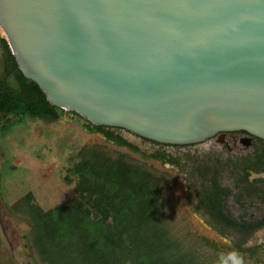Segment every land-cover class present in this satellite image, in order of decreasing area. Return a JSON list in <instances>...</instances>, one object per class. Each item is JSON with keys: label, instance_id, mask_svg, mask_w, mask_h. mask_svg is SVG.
Here are the masks:
<instances>
[{"label": "water", "instance_id": "obj_1", "mask_svg": "<svg viewBox=\"0 0 264 264\" xmlns=\"http://www.w3.org/2000/svg\"><path fill=\"white\" fill-rule=\"evenodd\" d=\"M0 28L47 101L95 126L264 141V0H0Z\"/></svg>", "mask_w": 264, "mask_h": 264}, {"label": "rangeland", "instance_id": "obj_2", "mask_svg": "<svg viewBox=\"0 0 264 264\" xmlns=\"http://www.w3.org/2000/svg\"><path fill=\"white\" fill-rule=\"evenodd\" d=\"M2 39L6 37L0 28V78L14 81ZM58 115L54 123L25 118L6 135L0 126V264H38L31 245L33 223L14 206L28 196L44 212L69 205L80 182L75 167L96 159L98 152L111 162L123 156V163L140 165L148 178L161 181V196L168 204L165 224L179 239L199 245L202 256L216 260L221 254L227 258L236 252L243 264H264V226L256 229L264 219L260 196L264 173L245 172L241 157L250 150L241 143L244 135L221 134L201 144L163 146L122 129H98L73 112L59 109ZM105 134L121 138L127 146ZM172 158L178 160L176 164L169 162ZM206 165L215 168L221 186L232 191L222 211L236 225L210 215L205 199L210 186ZM92 213L83 224L86 240L80 250L92 247L105 254L109 224L97 210Z\"/></svg>", "mask_w": 264, "mask_h": 264}, {"label": "trees", "instance_id": "obj_3", "mask_svg": "<svg viewBox=\"0 0 264 264\" xmlns=\"http://www.w3.org/2000/svg\"><path fill=\"white\" fill-rule=\"evenodd\" d=\"M1 43L14 75V81L0 78L3 134H8L25 118L57 122L59 108L52 106L40 88L23 76L7 40L2 39ZM105 135L127 146L121 138ZM259 141L264 145V141ZM98 153L96 159H88L75 167L80 182L77 196L69 205L44 212L33 205L32 197L28 196L14 206L18 214L33 223L35 231L31 245L38 264H221L220 258L202 256L199 245L179 239L176 231L165 224L169 217L165 213L168 204L161 196V181L148 178L140 165L123 163V156L111 162L104 153ZM154 158L163 159L160 155ZM258 158L264 160V155ZM177 161L172 158L169 162L176 164ZM204 168L210 182L205 199L213 211L211 215L229 226L236 225L222 211L223 202L232 196V191L221 186L215 168L209 165ZM93 210L109 224L108 252L105 254L92 247L80 250L86 240L83 224L93 216ZM262 225L264 222L259 227Z\"/></svg>", "mask_w": 264, "mask_h": 264}, {"label": "flooded vegetation", "instance_id": "obj_4", "mask_svg": "<svg viewBox=\"0 0 264 264\" xmlns=\"http://www.w3.org/2000/svg\"><path fill=\"white\" fill-rule=\"evenodd\" d=\"M221 134H223V135H231V136H235V137L238 136V135H244L245 137L241 139V143L246 147V149L250 150V153H248V154H246V155L241 157V159L244 161V164H245V166H244L245 172L256 171L257 173H264V163H261V161H264V160L263 159L260 160L258 158V155H260V154L264 155V148H262V147H264V145H262L260 143V141H259L260 139L252 137V136H250V135H248V134H246L244 132L221 133ZM221 134H218L217 136H219ZM217 136H215V137H217ZM222 139L223 138H221V141H222ZM156 144H158V143H156ZM160 145H162V144H160ZM163 146H171V145H163ZM175 147H185V146H175ZM257 182L258 183H260V182L263 183L262 180H258ZM260 196L262 197V201L264 203V192H262V194H260ZM224 202H223V204H224ZM207 208H208V206H207ZM209 212H210V215H211L212 214L211 212H213V211L209 209ZM261 222H264V219ZM259 224L257 225L256 229L261 228V227H259ZM263 226L264 225H262V227Z\"/></svg>", "mask_w": 264, "mask_h": 264}, {"label": "clouds", "instance_id": "obj_5", "mask_svg": "<svg viewBox=\"0 0 264 264\" xmlns=\"http://www.w3.org/2000/svg\"><path fill=\"white\" fill-rule=\"evenodd\" d=\"M238 255V253L232 252L228 254L227 258H225L224 254H221L220 262L221 264H229V260H231L232 264H243V258L240 257L237 259Z\"/></svg>", "mask_w": 264, "mask_h": 264}]
</instances>
